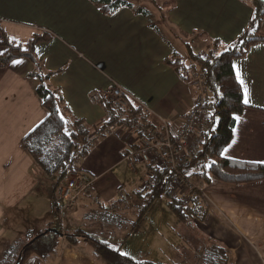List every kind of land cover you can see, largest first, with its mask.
I'll use <instances>...</instances> for the list:
<instances>
[{
	"label": "crops",
	"instance_id": "obj_1",
	"mask_svg": "<svg viewBox=\"0 0 264 264\" xmlns=\"http://www.w3.org/2000/svg\"><path fill=\"white\" fill-rule=\"evenodd\" d=\"M159 1L164 8L174 2L167 11L174 29L161 25L163 36L143 14L129 7L107 15L90 0H0V41L7 36L26 48L36 31L55 34L53 40L37 45V53L55 72L51 82L61 89L72 114L83 118L93 132L102 125L106 110L90 95L115 84L126 95L151 106L154 127L160 128L163 118L175 128L193 105L196 92L168 58L191 67L186 40L201 56L214 48L216 39L220 46L232 43L249 26L254 7L251 0ZM144 5L156 13L151 0ZM201 36L204 44L197 51L195 42L198 46ZM4 48L0 42V53ZM14 60L22 63L0 62V246L29 230L51 227L61 233L55 251L46 259L32 255L25 264H103L85 239L72 242L67 232L83 229L79 220L86 211L97 213L124 197L135 200L152 170L147 160L127 157L139 144L137 134L127 126H117L98 138L93 151L74 165L93 180L90 192L57 212L56 179L45 174L24 145L26 134L48 115L37 93L39 79L29 74L34 67L30 59ZM234 65L240 69L252 102L239 115L228 144L232 146L226 147L224 155L264 161V42L236 58ZM207 193L209 212L204 219H195L199 235L228 247L231 264H262L264 179L240 184L215 180ZM102 231L103 238L118 246L133 234L127 237L128 228ZM127 254L145 258L141 250ZM148 259L158 261L153 256ZM182 261L180 252L176 253L175 262Z\"/></svg>",
	"mask_w": 264,
	"mask_h": 264
},
{
	"label": "trees",
	"instance_id": "obj_2",
	"mask_svg": "<svg viewBox=\"0 0 264 264\" xmlns=\"http://www.w3.org/2000/svg\"><path fill=\"white\" fill-rule=\"evenodd\" d=\"M90 1L107 15H111L123 7L132 8L136 13L143 14L148 19L150 26L160 32L162 36L161 25L167 26L170 31L174 29L167 15V11L172 9L171 5L174 2H170L171 5L164 8L161 1L151 0L152 4L157 6L153 8L156 10V13L153 14V10L144 5L149 0H141V3H139L140 0ZM251 1L254 12L250 24L232 43L220 46V41L216 39L214 48L206 56H201L191 50L192 45L188 40L185 42L190 51L188 57L193 63L190 68L194 71H199L201 68L204 70L205 84L209 93L205 107L210 112V124L202 135L199 150L188 165L182 168L183 172L189 173L193 183V188L189 193L190 202L185 204L182 196L172 195L170 184L175 173L174 170L149 163L150 168L156 170L157 177L150 187L143 185V188L136 192L137 203L130 201L129 197H124L110 203L111 206L105 210L98 209V213H102L106 218L109 216L108 213L123 215L126 208L135 204L137 216L128 229L127 237L141 228L147 213L157 198L165 196L168 199V205L176 214L179 223L196 227L195 219L202 220L209 212L202 188L208 187L215 180L240 184L264 179V164L221 155L234 136L236 125L234 114L240 115L247 106L243 103V87L236 79L234 61L236 58L246 56L256 43L264 42V2L261 0ZM157 12L159 15H156ZM157 16L161 19L160 24L153 20ZM54 38L55 34L50 31H36L30 37L25 48L22 44L9 40L5 36L0 41L1 45L5 46L1 52L2 55H0V62L2 65H6L14 59L26 57L34 64L29 74L39 79L37 93L42 98L48 115L41 121L43 123L40 122L33 128L35 131L31 130L26 134L24 145L45 174L56 179L55 208L59 212L61 206L58 204V196L61 183L67 178L71 166L93 151L98 138L112 132L117 126H127L133 131L130 125L136 122L139 127L133 132L137 134L140 143L139 134L142 133V129H156V127L151 120L152 113L143 114L142 103L126 94L128 105L124 108H117L111 102L100 101L106 110V115L96 132L86 126V121L83 118L74 116L61 89L51 82L55 72L47 68L45 60L39 57L36 50L39 43L48 42ZM167 62L173 65L183 80L191 82L186 64L185 66L181 65L182 61L169 58ZM197 91L198 87L195 89L196 93ZM61 117L64 119L62 120ZM162 127H158V129H162ZM65 129L71 133L70 136L65 135ZM198 165H200V172L195 170ZM201 236L197 234L195 240L192 241L184 239L183 243L177 247V254L180 252L183 261L172 264L193 263L199 258L201 261L198 264H231V250L228 247L213 241L210 237L204 236L205 238L202 239ZM60 237V230L51 227L29 230L0 246V264H25L32 255L46 259L57 248ZM67 238L72 242H77L79 238L85 239L93 248L94 255L103 264H169L129 254L122 255L121 245L125 243L124 240L118 246L112 240L105 239L98 233H89L81 228L67 232ZM194 241H198V252L194 251ZM200 251L201 254H199Z\"/></svg>",
	"mask_w": 264,
	"mask_h": 264
},
{
	"label": "built area",
	"instance_id": "obj_3",
	"mask_svg": "<svg viewBox=\"0 0 264 264\" xmlns=\"http://www.w3.org/2000/svg\"><path fill=\"white\" fill-rule=\"evenodd\" d=\"M202 69V68H201ZM198 91L195 101L190 110L183 116L179 124L172 128L162 118V129L143 128L138 146L127 154L133 159H145L161 168H171L174 176L171 180V193L175 196H182L185 204L190 202V191L193 188L192 180L187 172H183L195 153L199 150L203 133L210 124V112L205 104L208 100V88L205 84L204 70L197 73L196 81ZM125 91L120 84H115L105 90H94L90 97L95 103L100 101L111 102L117 108H124L128 105ZM143 114L154 113L151 106L141 102ZM138 123H132L130 128L135 131ZM198 165L196 171L200 172ZM157 177L156 170H151L143 180V185L150 187ZM93 180L86 177L81 171L71 166L67 178L61 183L59 200L61 209H66L81 194L90 192ZM207 186L202 188L205 193Z\"/></svg>",
	"mask_w": 264,
	"mask_h": 264
},
{
	"label": "rangeland",
	"instance_id": "obj_4",
	"mask_svg": "<svg viewBox=\"0 0 264 264\" xmlns=\"http://www.w3.org/2000/svg\"><path fill=\"white\" fill-rule=\"evenodd\" d=\"M153 20H156V22L159 24L161 23V19L157 17L153 18ZM198 40L200 44L197 46L195 42V49L197 51H200L199 49H201L204 44L203 36L198 38L197 41ZM184 54H187V52H184ZM206 55L207 52L205 56ZM202 56L204 55L202 54ZM187 68V74H189L190 76L191 83L194 88L197 89V83L195 81L198 71H194V69L190 67ZM204 198L208 208H210L211 200L209 199L210 196H208L207 190H205ZM137 201L138 200L135 199L132 202L137 203ZM167 201L168 199L165 196L157 198L155 200L151 209L147 213L141 225V228L138 231L134 232L130 236V238L127 239L125 244L123 243L121 245V251L123 253H127L130 250H132L133 253H137L141 250L145 254L146 259H148V256H153L154 258L158 259V261H163L169 264L176 263L175 260L177 247L183 243L184 239H191V241L195 240L194 238L197 237V234L199 235L201 229L199 226L194 227L193 225L190 226L187 224L179 223L176 214L170 208ZM86 212L88 213L84 216V218L82 220H79L80 225L82 224L83 229L87 232L98 233L100 235H105L103 234L105 232L102 231L105 228H109L112 230L119 228L122 229V231L127 228L129 229V227L132 225V222L136 219L137 216V208L135 204H132L128 208H126L123 215L117 213L116 215H113L112 213H108L109 216H107L106 218L102 213H94L92 211ZM13 224L14 223L9 222V227L14 228ZM10 233L12 232L9 230V234ZM201 237L202 239L205 238L204 236ZM255 244L258 247L259 244L256 241ZM193 246L194 251L198 252V241H194ZM199 254H201V251ZM200 261L201 258L195 260L193 263L189 262L188 264H198ZM262 264H264V262Z\"/></svg>",
	"mask_w": 264,
	"mask_h": 264
},
{
	"label": "snow or ice",
	"instance_id": "obj_5",
	"mask_svg": "<svg viewBox=\"0 0 264 264\" xmlns=\"http://www.w3.org/2000/svg\"><path fill=\"white\" fill-rule=\"evenodd\" d=\"M117 11H118V9H117ZM113 14H115V13H113ZM0 55H2V53H0ZM12 63H13V64H19V63H22V61H21V60H13ZM233 67L236 69V79H237V81L240 83V85L243 87V92H244L243 103H244L245 105H248V104H250V103L252 102L251 99H250V91H249V89L247 88V86L245 85V81H244L243 78H242V74H241V72H240V69H239L236 65H233ZM217 91H219V90H217ZM61 119L63 120L64 118L61 117ZM217 119H218V118H217ZM234 119H235L237 122H239L241 118H240L239 115H235V114H234ZM41 123H43V122H41ZM32 131H35V129H32ZM65 135L70 136L71 133L68 132L67 129H65ZM233 143H235V141H233ZM231 146H232V145H229L228 147L230 148ZM227 151H228L227 148L224 149V151L221 153V155H224ZM213 163H215V162H213ZM252 163H260V164H264V161H254V162H252ZM122 255H127V253H122ZM213 259H215V257H213Z\"/></svg>",
	"mask_w": 264,
	"mask_h": 264
},
{
	"label": "water",
	"instance_id": "obj_6",
	"mask_svg": "<svg viewBox=\"0 0 264 264\" xmlns=\"http://www.w3.org/2000/svg\"><path fill=\"white\" fill-rule=\"evenodd\" d=\"M262 2H264V0H261Z\"/></svg>",
	"mask_w": 264,
	"mask_h": 264
}]
</instances>
